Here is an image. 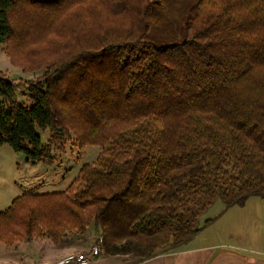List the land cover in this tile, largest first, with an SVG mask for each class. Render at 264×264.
Here are the masks:
<instances>
[{
    "label": "trees",
    "instance_id": "trees-1",
    "mask_svg": "<svg viewBox=\"0 0 264 264\" xmlns=\"http://www.w3.org/2000/svg\"><path fill=\"white\" fill-rule=\"evenodd\" d=\"M179 12L183 42L143 40ZM0 44L43 71L28 106L0 78V147L52 164L39 128L103 150L65 190L14 198L0 243L93 227L103 254L146 260L191 240L218 199L264 197V0H0Z\"/></svg>",
    "mask_w": 264,
    "mask_h": 264
},
{
    "label": "rangeland",
    "instance_id": "rangeland-1",
    "mask_svg": "<svg viewBox=\"0 0 264 264\" xmlns=\"http://www.w3.org/2000/svg\"><path fill=\"white\" fill-rule=\"evenodd\" d=\"M184 25L183 12H179L171 21L155 19L143 40L161 46L181 43L184 41ZM0 72V78L13 84L17 99L28 106L30 103L28 86L35 82L43 71L29 72L13 66L5 55L4 45L0 44ZM0 111L4 113L8 111L2 95H0ZM36 132L42 143L51 150L53 162L52 164L43 161L32 163L23 153L14 152L7 144L2 145L0 147V213L14 198L27 193L25 185L32 178L39 177L46 180L43 171L54 172L51 175L57 177L59 182L69 181L77 178L83 164L94 163L103 152L96 146L82 148L75 141L74 135L67 131L53 132L50 129L36 128ZM199 227L206 230L199 238L208 243L232 246L245 256L264 258V197L262 196L251 195L242 203L233 205H226L218 199L200 216ZM92 231L93 228L90 227L79 237L87 240V234ZM46 246H52V242L47 238L13 245L0 243V264L2 260L3 262L6 260L37 262L45 251L41 250V247Z\"/></svg>",
    "mask_w": 264,
    "mask_h": 264
},
{
    "label": "crops",
    "instance_id": "crops-1",
    "mask_svg": "<svg viewBox=\"0 0 264 264\" xmlns=\"http://www.w3.org/2000/svg\"><path fill=\"white\" fill-rule=\"evenodd\" d=\"M43 173L46 176V180L34 177L26 183L27 193L42 194L63 191L74 180L59 182L57 177L51 175L54 172L45 170ZM204 231L206 230L200 229L188 242L177 247H169L158 255L146 260H135L123 255L108 256L101 253L88 264H264V258L245 256L238 252L235 247L208 243V241L200 239L199 237ZM79 235L72 234L58 244L52 243V246L41 247V250L45 251L37 262L28 263V260H19L17 262H8L6 260L3 262L2 260V264H57L61 259L69 255L88 253L98 232L93 228L92 233L89 232L87 234V240L81 239L82 237H79ZM88 240L90 241L87 242Z\"/></svg>",
    "mask_w": 264,
    "mask_h": 264
},
{
    "label": "built area",
    "instance_id": "built-area-1",
    "mask_svg": "<svg viewBox=\"0 0 264 264\" xmlns=\"http://www.w3.org/2000/svg\"><path fill=\"white\" fill-rule=\"evenodd\" d=\"M103 238L100 234L95 236L93 245L88 253L69 255L61 259L57 264H88L94 258L98 257L103 251Z\"/></svg>",
    "mask_w": 264,
    "mask_h": 264
}]
</instances>
